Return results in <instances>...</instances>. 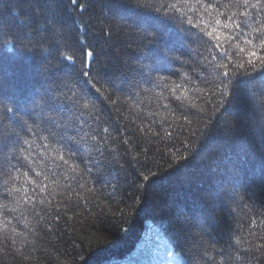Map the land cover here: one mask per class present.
Here are the masks:
<instances>
[{"label":"trees","instance_id":"obj_1","mask_svg":"<svg viewBox=\"0 0 264 264\" xmlns=\"http://www.w3.org/2000/svg\"><path fill=\"white\" fill-rule=\"evenodd\" d=\"M29 3L0 0V80L6 95L37 101L58 85L53 94L68 109L52 115L59 129L68 128L64 134L79 142V151L63 164L60 156L67 159L68 148L56 142L59 137L44 139L49 126L41 130L21 106L16 116L33 130L21 132L29 142L24 167L11 144L0 152V264H105L130 253L149 226L164 235L180 264H264L259 124L242 146L237 114L220 94L224 69L217 66L241 58L247 65L254 46L264 55L258 48L264 37L252 32L258 25L249 21L243 30L229 31L216 25L213 15L194 18L197 28L186 19L181 24L177 15L170 35L190 29L183 50L170 54L179 59L148 71L154 66L148 40L132 17L109 7L110 0H77L76 5L62 0L55 29L44 38L33 36L31 44L20 39L21 32L32 35L37 28L27 20ZM221 3L229 15L243 10L234 0ZM200 28H215L213 37L219 39ZM61 36L73 48L83 43L95 51V87L79 75V51L75 69L69 73L65 67L61 53L71 49ZM213 56L217 60L207 63L205 58ZM232 70L237 72L233 85L249 79L244 69ZM247 72L258 87L264 67L256 63ZM249 86L241 84L245 92ZM80 89L91 100L88 109L63 100ZM10 115L0 109L2 136L20 131ZM66 143L77 149L76 143ZM26 190L28 203L22 199Z\"/></svg>","mask_w":264,"mask_h":264},{"label":"snow or ice","instance_id":"obj_2","mask_svg":"<svg viewBox=\"0 0 264 264\" xmlns=\"http://www.w3.org/2000/svg\"><path fill=\"white\" fill-rule=\"evenodd\" d=\"M229 2L231 3L233 0H229ZM234 2L243 10L238 13L234 12L230 15L221 11V8L226 7V5L221 3V0H159L158 3L157 0H134V2L133 0H110L109 7L115 10L122 9L128 16L133 18V25L144 34L149 43L148 50L154 66L147 70L159 71L163 70L166 64H170L179 59L170 54L173 51H182L184 42L188 40L187 33L190 29H185L183 27L179 29V32L185 33V35H170L172 30L169 24L177 15L181 17V24H183L186 19L191 27L197 28L200 26L198 23H194V18L202 21L205 16L212 18L214 15L215 24L229 31L243 30L245 26H250L249 21H251L258 25L252 29L255 36L257 38L264 37V0H242V3L241 0H234ZM61 3L62 0H30L29 7L32 9V15L28 16L27 20L29 22H35L37 28L33 29L32 35L21 32L20 39L31 44L33 42V36H41L44 38L48 32L53 31L59 22L57 8ZM71 3L76 5L77 0H71ZM83 10V5H81V11ZM188 13L192 15H188ZM238 17L241 19H238ZM40 20L44 21L42 31L40 30ZM200 30L210 39H219L218 36L213 37L215 28H213L212 31H205L203 28H200ZM0 31H2V29H0ZM61 39L64 40V36H61ZM246 43L251 44L252 41L246 40ZM64 47L71 49L70 54L61 53L62 59L68 61L65 67L68 68L69 73L75 69L77 51H79V75L84 78L85 83H91V85L95 87L97 81L92 78V65L97 62L95 51L93 49H85L83 43L80 44L79 49L73 48L67 40H64ZM258 48L261 52H264V39L259 40ZM241 51L243 52L245 49H241ZM248 55L249 59L247 60V65L243 62L242 58L238 64L232 63V61H229V63L221 61L217 64L218 67L224 69L222 76L224 80L228 81V83H225L224 80H221L220 87L223 91H221L220 94L222 99L230 108H233L237 114L236 127L238 129V138L242 146L249 142L253 128L257 123L259 124L260 153L261 159H264V72L261 73L258 87L250 84V81H255L256 77L247 72V67L255 68L256 63L264 67V55H258L256 46L248 52ZM205 60L207 63L211 64L212 61L217 60V57L213 56L212 60H208L207 58H205ZM229 64H232V68L229 67ZM232 69H244V75L248 76L249 79L238 81L233 85L232 80L237 75V72ZM141 71L143 72L144 69L142 68ZM97 75H99V72H97ZM241 84L250 85L246 92L241 88ZM59 91L58 85L55 89L49 88L45 95L37 101L32 96L21 97L6 95L5 83L0 80V109L11 114L9 119L20 129L19 132L12 131L6 136L0 135V152L9 144L17 148L21 153V156L17 157V164L20 165V167L25 166L21 164V159L24 161L29 160V156L24 154L27 151L24 145L29 142L27 139L22 138L21 132L33 130L32 124H29L28 121L22 122L17 118L16 113L21 111V106H23L24 115L32 117L33 123L37 124V127H40L41 130H43L42 126L45 124L49 126V135L44 137V139L59 137L56 142L60 143L62 147L68 148V158L66 159L64 155L60 156V160L63 164L68 165L69 161L73 160L79 151V142L75 141L73 136H66L64 134L67 133L69 129L66 127L59 129V126L56 125L54 121L53 113H62L64 110L68 109V104L64 103L57 95L53 94V92ZM71 91L72 96L68 97L65 95L63 97L64 101L71 100L74 108L79 107L81 109H88L91 106V100L87 92L83 89ZM96 92H101V89L96 87ZM5 101H7V104ZM8 104L12 106L9 107ZM38 108L40 111H36ZM44 108H47V115L44 113ZM84 123L87 122L85 121ZM78 131H82V128L78 129ZM105 131H107V129H105ZM87 135L88 134L85 133L84 136H81L80 141H84ZM91 139H95V136L91 137ZM66 141L76 143L77 149L73 151ZM13 167L16 171H19V168L16 166ZM24 175L27 176L28 172H25ZM36 175L39 176L40 173L37 172ZM9 178H11V176ZM260 181L261 188L264 190V169L261 170ZM46 190V186L41 189V191ZM13 191L19 192V189L14 188ZM22 199L25 203L31 200L27 195V190Z\"/></svg>","mask_w":264,"mask_h":264},{"label":"rangeland","instance_id":"obj_3","mask_svg":"<svg viewBox=\"0 0 264 264\" xmlns=\"http://www.w3.org/2000/svg\"><path fill=\"white\" fill-rule=\"evenodd\" d=\"M156 232L155 228L149 226L130 253L105 264H175L176 261L180 264L179 256L169 247L164 235L163 238Z\"/></svg>","mask_w":264,"mask_h":264}]
</instances>
